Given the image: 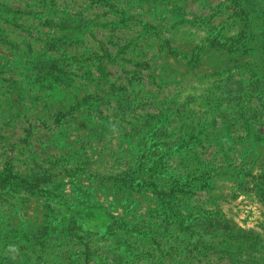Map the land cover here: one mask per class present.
I'll list each match as a JSON object with an SVG mask.
<instances>
[{
    "label": "rangeland",
    "instance_id": "obj_1",
    "mask_svg": "<svg viewBox=\"0 0 264 264\" xmlns=\"http://www.w3.org/2000/svg\"><path fill=\"white\" fill-rule=\"evenodd\" d=\"M17 1L0 264H264V0Z\"/></svg>",
    "mask_w": 264,
    "mask_h": 264
},
{
    "label": "trees",
    "instance_id": "obj_2",
    "mask_svg": "<svg viewBox=\"0 0 264 264\" xmlns=\"http://www.w3.org/2000/svg\"><path fill=\"white\" fill-rule=\"evenodd\" d=\"M240 10H241L240 14H245L243 9H240ZM242 20H244V18H242ZM84 104H89V103L86 102V101H84ZM205 178H206L205 177V174L202 173L198 177H196V175H194L191 180H192V183H200V182L204 181ZM150 186L152 188V191L155 192V194H157L156 197H157V199H158L159 202H161L163 204L165 202H167V200H166V198H168L167 197L168 196L167 194H165L164 192H162L160 190L155 191L156 190V186L155 185H152L151 184ZM262 187H263V190H264V179H263ZM170 212H171L170 217L166 216V219L165 218H162L163 219L162 221H165V224L167 225V226L163 227L162 230L164 232L168 233V231L170 230L169 225L175 224L176 227H179V229H181V231L187 229L189 233H188V235H186V237H187V239H190V237L192 236V233H195L193 231V229H191V227H189L190 225H184L185 227L183 226V221H182V218L179 217L180 215H179V212L178 211L170 210ZM210 226L211 225L209 223H206V226L204 227V229L202 230V232H206L207 229H210L211 228ZM153 243L159 246V243L158 242H153ZM198 243H200L199 240H198ZM190 246L193 247V246H195V244H191L190 242H186V244H185L184 247L187 248L188 250H190L189 249ZM84 247H85L84 248L85 250L88 249L87 246H84ZM204 247L206 248L205 245H204Z\"/></svg>",
    "mask_w": 264,
    "mask_h": 264
},
{
    "label": "crops",
    "instance_id": "obj_3",
    "mask_svg": "<svg viewBox=\"0 0 264 264\" xmlns=\"http://www.w3.org/2000/svg\"><path fill=\"white\" fill-rule=\"evenodd\" d=\"M14 1H15L13 3L14 5H10V7H7V5L2 3V1L0 0V46L3 44L4 45H6V44L10 45V42H11L10 40H7L5 38V36L1 35V32L3 30V26H2L3 24H4V26H5V24H7L8 27H12V26H9V24L5 21V19L3 20L2 17L4 15L10 14L11 17L15 16L17 19V18L21 17V14H22L21 13V7H19V5H18V1L17 0H14ZM7 8H9V9H7ZM16 23H17V20L15 21V26H13L12 28L19 30L20 27L18 25H16Z\"/></svg>",
    "mask_w": 264,
    "mask_h": 264
}]
</instances>
